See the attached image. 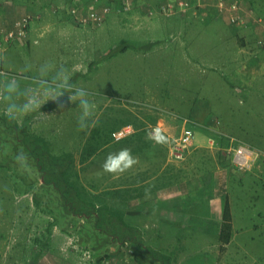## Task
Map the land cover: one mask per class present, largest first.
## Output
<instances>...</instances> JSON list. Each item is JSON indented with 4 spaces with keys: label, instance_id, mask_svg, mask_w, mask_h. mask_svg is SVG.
Wrapping results in <instances>:
<instances>
[{
    "label": "rangeland",
    "instance_id": "rangeland-1",
    "mask_svg": "<svg viewBox=\"0 0 264 264\" xmlns=\"http://www.w3.org/2000/svg\"><path fill=\"white\" fill-rule=\"evenodd\" d=\"M9 1L19 4L24 1L23 5L30 4L28 10L41 12L42 16L40 23L32 25L34 35L31 44L16 51L12 47L17 55L0 58L6 61L9 70L30 76L36 67L47 61L67 67L74 82L94 93L96 124L88 132L78 129L79 109L76 104L58 113L55 105L49 102L39 113L23 119L30 118L32 131L50 142L53 153L75 151L79 163L81 148L87 146L93 131L98 127L111 126L114 121L126 118L127 113L132 116V121L144 123L149 132L154 126L161 127L163 132L169 127L170 131L166 134L170 135L171 142L180 137L181 123L186 116L201 124L210 118L214 122L211 129L191 124L197 138L194 148L197 149V145L208 146L210 143L217 151L222 136L229 134L251 146L264 147V66L242 73L249 83L237 79V73L233 72L240 71V62L237 55L232 56V37H237L232 35V30L224 21L203 24L186 17L183 20L189 22L185 23L180 20L183 16L169 17L159 10L161 2L167 0H134L131 11H113L103 25L91 28L68 21L67 6L73 5L74 0ZM83 1L108 4L113 0ZM120 3V0L113 1L112 10ZM52 4H60L56 8L63 11L48 12L46 8ZM242 30L245 29L236 31ZM123 40L138 45L147 42L156 44L151 51L129 49L105 59L110 50ZM26 67L33 71L23 72ZM140 104L144 106H137ZM155 107L158 113L153 111ZM149 113L153 114L156 122L148 119ZM15 141L11 131L0 129V161L3 164L0 166V264H102L99 253L104 255L111 250L113 254L104 258L110 264H121L119 254L122 249L118 245H112L110 250L106 246L101 252H94L93 245L82 243V226L79 225L83 221L77 218L67 221L59 218L58 229L55 226L52 230L50 248L45 247V253L37 257L36 262L31 260L28 251L32 239L42 233L45 220L53 221V216L39 211L32 203L34 191L31 188L34 185L35 189L40 187L41 175L32 173L34 170L30 168L26 171L30 172L29 177L22 180L11 170L19 166L15 151L10 147L15 146ZM132 147L129 144L116 149L103 145L94 156L78 164L85 186L91 189L90 186L97 183L99 188H105L133 180L138 166L118 176L106 173L102 168L105 157L111 153L110 149L113 153L122 148L131 150ZM223 154L222 151L221 155L225 156ZM262 160L264 154H260L253 166ZM28 164L36 166L32 162ZM194 165L195 162H190L189 166L167 168L165 179L181 183L178 193L190 196L187 204L180 203L189 209L180 218L170 220L166 228L167 236L158 237L148 231L144 237L142 233L144 243L169 253L173 264H264V180L252 177L253 180L247 181L243 187L232 186V168L242 174L250 173L249 169L240 171L233 159L230 169L219 164ZM206 169L213 172L209 200L200 186L203 170ZM22 171H19L21 175ZM187 181L189 184L185 186ZM28 188V191L25 190ZM176 188L169 189L172 193L176 192ZM192 192H196L195 195ZM232 193L242 194L238 202H234ZM225 197L231 206L234 235L231 243L221 249L219 232ZM253 197L255 204L249 206ZM135 221L131 219V224ZM194 222L199 223V228ZM141 230L145 231V226L142 225ZM70 238L72 243H69ZM88 249L92 257L84 254Z\"/></svg>",
    "mask_w": 264,
    "mask_h": 264
},
{
    "label": "trees",
    "instance_id": "trees-1",
    "mask_svg": "<svg viewBox=\"0 0 264 264\" xmlns=\"http://www.w3.org/2000/svg\"><path fill=\"white\" fill-rule=\"evenodd\" d=\"M113 1L108 3V5H113ZM83 2L86 3L85 1ZM57 6H60V4L48 5L46 10H49L48 12L56 10L55 12L58 13L61 9H56ZM37 13L38 12H36L35 15ZM40 13L41 12L38 14ZM68 18L70 23L76 24L77 26H83L82 23L78 22L74 16H71L70 13L68 14ZM41 19L42 16L40 14V19L35 18L34 21L40 23ZM28 43H26V45ZM155 44V42H147L145 44L138 45L134 42L123 40L117 47H113L104 58L110 59L120 53L126 52L129 49L146 52L151 51L155 47ZM9 50L12 51L11 57H13L14 54L17 55L11 47H9ZM3 54L0 58L4 57ZM90 68H92V66H90ZM114 98L118 100L117 97ZM137 106L142 107L144 104ZM153 111L157 112L156 107ZM128 114L129 113L126 114V118L119 119L116 122L114 121L111 126H105L106 128L103 129L99 127L96 128L93 131L94 135L88 141L87 146L81 148V153L79 155L80 160L78 161L79 163H77L75 151L62 150L60 153H53L50 142L41 134H37L32 131L29 125L30 118H27L23 120L22 123L18 124L16 122L9 121L2 114H0V129L11 131L16 139L15 146H10L13 151H15V157L17 153L21 151L26 153L28 156V163L32 162L36 165L29 166L27 170L32 168L34 170L32 173L37 172V174L41 175L42 183L40 187L35 189L34 185L31 188V191H34V198L32 201L33 205L39 211L46 213V215L49 214L53 216V221L45 220L44 222L46 224L43 222L44 229L42 230V233L32 239L30 251H28L31 255L30 258L32 261L36 262L37 257L45 253V247L46 249L50 248L52 230L55 226L58 227L59 218L66 221L77 218L83 221V224L79 225L82 226V243H90L93 245L94 249H92V251L94 252H101L106 246L109 247V250L113 247L112 245H118L119 249L127 246L126 248L131 250V254L138 264H173L172 258L168 255L169 253H166L163 250L155 249L144 243L140 228L131 224V219H129L130 223L126 221L124 213L122 212L123 205H128L131 200L135 199L139 194V190L142 192L145 191L144 187L134 188L132 186L134 181L136 179L138 180V178L145 179L150 175V173L154 172L153 168L149 167L148 169L137 173L136 177H134L129 183L121 182V184H127L126 188L112 185H107L105 188H99L100 186L98 187V184L94 183L90 186L92 188L88 189L81 176L80 166H78V164H83L85 161L90 159L91 156H94V154H96L99 151V148L103 145H109L110 148L117 149L120 147V144H118L120 142L126 147H128L129 144L133 145L131 148L133 156H148L151 166L163 165V160H161L163 158V154L159 156L162 144L155 143L153 140L149 139L148 135L151 130L149 132L148 129L144 128V123L141 124L136 121H132V116H129ZM147 117L149 120L156 122V119H153L152 113L147 114ZM180 118H183V116H180ZM185 118L190 120L188 127L192 129L193 127L191 124H197L201 126V128L211 129L213 127L212 123H214L210 121V118L205 120L203 124L190 116H186ZM208 121L210 122L209 124ZM125 126H132L135 130L134 133L120 142L113 141L111 139L112 133ZM110 139L114 145H112L113 143L109 144L111 143ZM115 144L118 145L115 146ZM229 145V136H222L221 146L217 151H211L207 148L197 149L194 148V144L185 152L181 166H189L190 162L192 164L195 162L194 166H215L216 164H219L223 168L230 169L232 154H228L225 151ZM112 151L113 150L110 149L111 153ZM222 151L225 156L221 155ZM150 157L155 158L152 159ZM1 164L2 162L0 161V166H3V164ZM14 168L15 169L11 170L16 174L18 179L24 180L29 177L30 172H26L27 170H23L21 175L19 173V171L22 170L20 166H14ZM166 172L160 173L158 178H160V180L165 179ZM155 174L156 172L152 173L151 176ZM212 178L213 172L211 170H203L201 179L204 186L202 187V191L207 195V200L210 198L209 187L212 189ZM102 184L103 182H101V185ZM195 188H197V186H195ZM16 189L18 190L19 188ZM150 189H154L152 184H150ZM25 190L28 191L29 188ZM27 191L23 190L24 193H28ZM195 193L196 192H192V195H195ZM1 195L3 194L1 193ZM233 235L231 206L229 200L225 197L223 200L222 221L219 232L221 249H225L227 245L231 243ZM90 237L94 238V240H89ZM99 254V261H101L104 257L111 256L113 254V250H111L108 254Z\"/></svg>",
    "mask_w": 264,
    "mask_h": 264
},
{
    "label": "crops",
    "instance_id": "crops-1",
    "mask_svg": "<svg viewBox=\"0 0 264 264\" xmlns=\"http://www.w3.org/2000/svg\"><path fill=\"white\" fill-rule=\"evenodd\" d=\"M9 0H4L2 3H0V24L8 27H12L14 25V22L21 18L23 15L28 14V13H36V11L28 10L29 5H23L24 1H21L19 4L18 2L13 3L12 5H7L5 2H8ZM243 3L246 7H250L253 9L261 18L264 19V0H243ZM207 18L201 19L200 16L198 15H193L189 14L186 16H183L180 18V20L184 21L187 23L189 20H183L186 17H191L193 18V21L200 22L203 24H209L210 22L213 21H224L226 25L230 27L232 30V35L237 37V38L232 37V56L237 55L238 60L240 62L239 64V69L240 71L236 70L233 72L237 73L236 75L238 76L237 79H241L242 82H247L249 83L248 79H244V74L242 73L249 72L252 70H257L261 69L262 66H264V49L259 46L258 41L262 37H264V29L263 27L259 25H252L248 27L245 30L242 31H236L233 29L228 22L225 19L218 18L217 16H213L211 12H209ZM176 19H178L176 17ZM38 24V23H34ZM33 28L31 29L30 32V39L29 43L21 49H25L28 47L32 40H33ZM251 42V43H250ZM12 48V47H11ZM15 51L18 50V47H15ZM20 49V48H19ZM14 51V52H15ZM12 51L8 50L6 53H4V57H7L8 55H11ZM240 80V81H241ZM235 81V80H234ZM239 82V81H238ZM242 83V85H243ZM165 131L168 133L170 131V128L168 127L165 129ZM166 132L164 134L167 136ZM229 137H232V139H236L240 142H244L241 138L235 136L232 134L226 135ZM168 142L166 144H162V149L160 150L161 152L159 153V156L163 154L162 161V166H156L153 168L154 172H156L155 175L151 176L152 173H150L149 176H147L145 179H136L133 183V187H144L150 188V184H152L154 189H151L149 197L146 198L145 196V191L142 192L139 190L138 196L131 200L128 205H123L122 212L124 213L125 219L129 220L128 218L130 216V219L137 220L133 225L138 226L140 230L142 229V225L145 226V231L141 232L145 235H147L146 232L149 231V234L155 235V236H167V230L166 228L169 227L170 220L172 218H180L181 215L186 214L188 212V206L187 205H181L180 203L184 202L187 204L190 201V196L188 194H179L178 192L181 191V183L178 184V182L174 183L172 181H167L166 179L160 180L158 178L160 176V173H164L167 171V168H173V165L175 166H181L182 165V160L176 159L172 155V146L174 142L170 140V135L168 134ZM197 139V138H196ZM175 141V140H174ZM196 142V141H195ZM211 142V141H210ZM121 143V142H120ZM245 144L249 145L248 143L244 142ZM195 144V143H194ZM124 144H120V148ZM208 146L203 145H197L198 148H207L210 149L211 151H215L213 148V145L210 143L207 144ZM211 145V146H210ZM196 147V145H195ZM255 150H257L260 154H264V147H258V146H251ZM119 148V147H118ZM149 155V154H148ZM139 160V163L136 165L138 166L137 168V173H140L141 171H144L151 167V162L148 160V156L146 157H137ZM154 159L155 157H150ZM256 164V163H255ZM250 173H245L242 174L238 170L232 168V186L234 187H243L249 180H253V178H258V179H263L264 180V160L260 161L257 163L256 166H252L250 169ZM251 177V178H249ZM127 183V182H126ZM189 182L187 181L185 183V186H188ZM127 184H120L118 186H121L122 188H126ZM204 186V183L202 182L200 186ZM175 186L176 192H172L169 188H173ZM168 194H167V193ZM234 197V202L239 201V196H242L241 193H232ZM252 196V195H251ZM255 197L251 199V203H248L249 206L255 204ZM185 200V201H184ZM192 207V206H191ZM199 210V208H198ZM177 215V216H176ZM196 227L199 228V223L194 222ZM232 223H233V217H232ZM163 228V230H161ZM58 229V227H56ZM233 234H234V223H233ZM149 236V235H148ZM143 237V238H144ZM120 252V259L119 263L121 264H138L134 258H129L130 260L126 261L128 257L124 248H121ZM123 255H125L123 257Z\"/></svg>",
    "mask_w": 264,
    "mask_h": 264
},
{
    "label": "built area",
    "instance_id": "built-area-1",
    "mask_svg": "<svg viewBox=\"0 0 264 264\" xmlns=\"http://www.w3.org/2000/svg\"><path fill=\"white\" fill-rule=\"evenodd\" d=\"M120 1L121 3L115 10H112V5L100 4L97 1L84 3L82 0H75L73 5L67 7V13L74 16L84 27L95 28L103 25L113 11L129 12L134 7V0ZM5 4L12 5L13 3L8 1ZM159 10L165 12L169 17L193 14L200 16L201 19L207 18V14L211 12L213 16L225 19L236 30L246 29L252 25H259L264 29V19L253 9L246 7L243 0H167L161 2ZM35 18L40 19V14H25L16 20L12 27L0 25V56L9 47L24 48L26 46L30 39L31 26L35 22ZM258 44L264 49V37L259 39ZM189 123L190 120L187 118L183 120V123H181L182 133L179 138L175 139L172 146V155L178 160H182L185 152L195 143L196 134L194 129L188 127ZM154 128L161 129V127L154 126L152 130ZM134 131L132 126L122 127L112 133L111 139L120 142L133 134ZM229 141L230 145L225 151L232 154L233 161L241 168L240 171L250 169L260 153L244 142L232 139V137H229ZM69 243H72L71 238ZM126 247H124V250L128 256H125L126 261H128L129 258L134 257L131 250ZM84 254L92 257L89 249ZM101 262L102 264H110V261L105 258Z\"/></svg>",
    "mask_w": 264,
    "mask_h": 264
},
{
    "label": "clouds",
    "instance_id": "clouds-1",
    "mask_svg": "<svg viewBox=\"0 0 264 264\" xmlns=\"http://www.w3.org/2000/svg\"><path fill=\"white\" fill-rule=\"evenodd\" d=\"M24 68L23 72H31ZM22 81H27L22 83ZM94 93L80 86L71 78L70 70L65 66H57L44 62L35 68L32 75L13 73L4 59H0V114L11 122L22 123L23 119L40 112L49 102L55 105V111L60 113L76 104L79 109L77 117L78 129L88 132L95 126L97 104L92 99ZM148 138L158 144H166L168 137L159 128H154ZM16 162L22 170L29 168L28 156L24 152L17 153ZM139 163L128 148L109 153L102 168L106 173L122 175ZM150 188L145 189L146 198Z\"/></svg>",
    "mask_w": 264,
    "mask_h": 264
},
{
    "label": "water",
    "instance_id": "water-1",
    "mask_svg": "<svg viewBox=\"0 0 264 264\" xmlns=\"http://www.w3.org/2000/svg\"><path fill=\"white\" fill-rule=\"evenodd\" d=\"M32 264V263H31Z\"/></svg>",
    "mask_w": 264,
    "mask_h": 264
}]
</instances>
